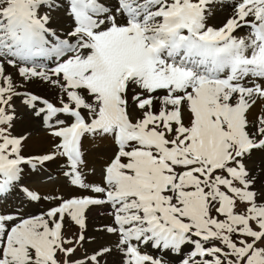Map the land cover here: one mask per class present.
I'll use <instances>...</instances> for the list:
<instances>
[{"label": "snow or ice", "instance_id": "snow-or-ice-1", "mask_svg": "<svg viewBox=\"0 0 264 264\" xmlns=\"http://www.w3.org/2000/svg\"><path fill=\"white\" fill-rule=\"evenodd\" d=\"M18 118L41 119L55 150L26 155ZM89 137L114 146L101 183L82 171ZM58 157L93 195L22 184ZM13 194L0 264H166L144 248L180 264H264V0H0V200ZM97 206L108 242L78 256Z\"/></svg>", "mask_w": 264, "mask_h": 264}, {"label": "rangeland", "instance_id": "rangeland-1", "mask_svg": "<svg viewBox=\"0 0 264 264\" xmlns=\"http://www.w3.org/2000/svg\"><path fill=\"white\" fill-rule=\"evenodd\" d=\"M41 85V84H40ZM50 95L53 97L50 98V97H47V99H49L51 102H53L54 104L57 103V98H56V92H55V89L54 91H50ZM15 105H16V109L18 112L20 113H23L26 111V109L24 108L23 104L21 103L20 100H16L15 101ZM36 119V120H34ZM20 121H22L21 118H18L17 119V122L19 123ZM16 122V123H17ZM33 124L36 126V129L37 131H39L38 133H43L44 136L46 137V144H45V148H47V150L45 151V154L47 153H50L52 151H54V140L55 138L52 137L50 135V130L47 128V126L43 123V121L39 118H33ZM35 133V132H33ZM13 134L16 135V132H15V127L13 128ZM33 135V134H31ZM51 144V145H50ZM100 146V149H99V154L98 156H107L108 154L106 153V150H105V147L103 145V140H100L99 138L97 139H93L91 137L85 139L84 143H83V152L85 151H88L90 155H94L95 153V148H98ZM111 146V147H110ZM110 148L113 150V147H112V144H110ZM91 149V153L89 151V149ZM63 157H58L57 159L55 160H60L62 159ZM108 158V156L106 157V159ZM52 161H48V162H45L46 164H50ZM105 164V163H104ZM104 164L102 165L101 169H100V174H99V183H101V170L104 166ZM44 165V164H43ZM64 166V163H61L59 165V169L63 170L65 168L68 169V167L65 166V168H62ZM38 168H35L32 170L33 174L35 175H39L40 171H43L44 170H40L38 169L39 173L37 174L36 170ZM61 170V171H62ZM61 171L60 172H45L43 173L39 179H34V180H24V178L22 179V184L26 187H28L30 190H33L35 192H37L39 195H41L42 197L43 196H48V197H54V196H63L64 198H69L71 196H78V195H93L92 193L90 192H86L84 190H81V189H78L74 186H72L71 184L68 185L69 187V190H66L64 191L63 193L61 194H56L54 191H48L49 188L53 185L55 186V184L60 181V174H61ZM84 172V170H82ZM53 173V174H52ZM57 174V175H56ZM67 181V184L69 183L68 182V179H66ZM49 183V184H48ZM50 186V187H49ZM49 187V188H48ZM48 189V190H46ZM51 189V188H50ZM75 190V191H74ZM66 192V193H65ZM55 203H57V201H54V200H41L39 203H34L32 204L31 206H29L27 208V211L28 212H32V213H36V212H39L41 210H46L47 208L53 206ZM20 204V198L13 194L12 196H9L7 197L6 200H0V211H10L12 210L15 206L19 205ZM9 205V206H8ZM7 206V207H6ZM6 207V208H5ZM101 211L102 212V215L101 217L105 218L104 219H101V218H93V219H89L87 220L89 225L86 229V232H85V235H86V238L88 240L87 243H85L84 247L83 248H80L78 249L77 251V255H81L85 249L88 250V252H91L92 248L93 247H96V245L98 243H107L108 241L103 239L99 234H98V231L97 229L99 230V228L101 227V225L105 224V223H108L110 222V218L107 216L106 214V211H105V207L104 206H97V207H94L92 208L91 211ZM97 228V229H96ZM79 231L78 227L74 226L71 222H66V226H65V229H64V234L65 236L67 237H72L74 234H76L77 232ZM92 231V232H91ZM94 232V233H93ZM93 237H95L96 239L94 240ZM114 239V238H113ZM143 251H147L149 254L153 255L154 257H159V251L155 250V249H151V248H144L142 249ZM159 252V253H158ZM161 256H163L166 264H180V260L177 258L179 257L178 255H175L173 254H168V256L166 254H164L163 252L160 253ZM175 256V257H174ZM177 256V257H176ZM170 259H169V258ZM172 260V261H171ZM176 260V261H175ZM168 261V262H167ZM178 261V262H177Z\"/></svg>", "mask_w": 264, "mask_h": 264}, {"label": "bare ground", "instance_id": "bare-ground-1", "mask_svg": "<svg viewBox=\"0 0 264 264\" xmlns=\"http://www.w3.org/2000/svg\"><path fill=\"white\" fill-rule=\"evenodd\" d=\"M229 11L230 10H225L221 14V17H220V21L219 22H222L223 19H224V17H226L227 15H229ZM8 71L9 72H13L14 70L11 69V68H9ZM29 87H30V90L33 93H35L37 95H40L42 97H45V98L50 97V98L53 99V97L50 95V91L53 92L54 89H52V88H50V87H48L46 85H43V84L40 85L39 83H33ZM34 120H36V119H34ZM32 121H33V119H22V121H20L19 123L17 122L15 124V132H16V135L23 134V135H27L28 136V140L26 142V147H25V150H24L26 155H32V156L43 155V154H45V151L47 150V148H45L46 137L44 136L43 133L42 134L41 133H38L39 131H37L36 126L33 124ZM33 132H35V133H33ZM31 134H33V135H31ZM110 144H111L110 141L103 140V145L105 147L106 153L108 154L107 155L108 156L107 159H106L107 156H104V157L103 156H98L99 154H101V153H99L100 146L98 148H95L94 155H90L88 151H85L84 152V160L86 162V166H82V170H84L83 173H84L85 177L87 178V181L88 182H90V183H99L100 169H101L102 165L104 163H106V161L111 157V155H112V153L114 151V146L112 145V147H113V150H112L110 148L111 147ZM91 149L92 148L89 149L90 153H91ZM61 163H64V166L62 168H65V166H66V167H68V169L67 168H65L63 170L61 169L62 170L61 171L59 169V165ZM37 168L40 169V170H44V172L43 171H40V173H39V171L37 169L36 172H37V174L39 173V175L37 176V175L33 174V172H32L33 169H31L30 167H28V168L25 169V174L23 176L24 180H31V179L32 180H34V179L40 180L41 178L39 179V177L43 173H45L47 171L48 172L49 171L50 172H55V173L61 171V174L59 175L60 176V181H58L55 184V186H53V185L51 187L49 186L51 189L48 187L49 190L48 189H46V190H48V191H50V190L51 191H54L56 194H61L64 191L69 190L68 185H70V183L67 184L66 179H68V178L65 177V175H64V173L66 171H69L70 170L66 158H62L60 160H53L50 164L44 163V165H38ZM101 215H102V212L101 211H99V212H98V210L97 211L96 210L95 211L94 210L93 211H90L88 213L87 220L93 219L95 217H97V218L99 217V218L105 220V218L101 217ZM87 224L89 225L88 221H87ZM97 231H98V229H97ZM160 253H159V255L161 256ZM172 256H173V254H172ZM177 258L180 260V256L177 257Z\"/></svg>", "mask_w": 264, "mask_h": 264}]
</instances>
